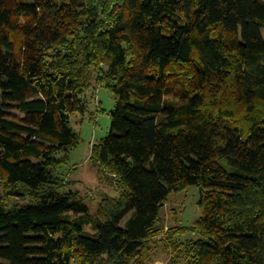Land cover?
I'll return each instance as SVG.
<instances>
[{"label":"trees","instance_id":"obj_1","mask_svg":"<svg viewBox=\"0 0 264 264\" xmlns=\"http://www.w3.org/2000/svg\"><path fill=\"white\" fill-rule=\"evenodd\" d=\"M92 78L115 108L89 160L118 195L89 214L57 169ZM189 186L199 217L166 229ZM0 187V264H153L158 247L264 264V0H0Z\"/></svg>","mask_w":264,"mask_h":264},{"label":"rangeland","instance_id":"obj_2","mask_svg":"<svg viewBox=\"0 0 264 264\" xmlns=\"http://www.w3.org/2000/svg\"><path fill=\"white\" fill-rule=\"evenodd\" d=\"M103 67L105 68L106 64ZM91 84V88L82 97L84 111L69 119L70 128L77 135V145L67 153L65 164L57 169L60 176L68 181L69 189L79 192L84 197L89 214L94 213L100 195L112 197L118 195L113 188L100 180L98 168L89 160L91 146L108 135L109 114L115 108L113 96L103 87L94 86L93 78ZM198 197L197 188L194 186H189L185 191L176 194L170 193L160 210V217L165 228L192 226L199 217ZM28 203L27 199H8L4 201V206L8 209L13 205L20 206ZM167 259V254L158 247L153 264H167Z\"/></svg>","mask_w":264,"mask_h":264}]
</instances>
